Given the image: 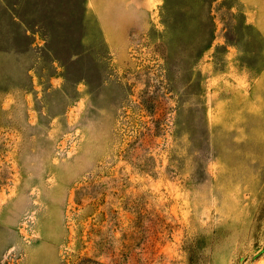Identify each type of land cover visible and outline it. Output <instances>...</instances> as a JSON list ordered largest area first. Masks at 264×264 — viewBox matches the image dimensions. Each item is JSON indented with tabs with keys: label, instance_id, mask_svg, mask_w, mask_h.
Instances as JSON below:
<instances>
[{
	"label": "rangeland",
	"instance_id": "rangeland-1",
	"mask_svg": "<svg viewBox=\"0 0 264 264\" xmlns=\"http://www.w3.org/2000/svg\"><path fill=\"white\" fill-rule=\"evenodd\" d=\"M0 264H264V0H0Z\"/></svg>",
	"mask_w": 264,
	"mask_h": 264
}]
</instances>
